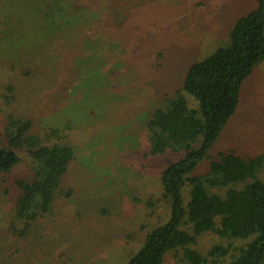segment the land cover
<instances>
[{"label": "rangeland", "instance_id": "1", "mask_svg": "<svg viewBox=\"0 0 264 264\" xmlns=\"http://www.w3.org/2000/svg\"><path fill=\"white\" fill-rule=\"evenodd\" d=\"M133 1L141 2L137 13H145L147 20L154 15L160 26L149 30L136 23L135 11L128 15L120 8L112 22L104 17L97 23L99 17L91 14L87 34L78 18L79 33L67 29L59 38L51 33L44 39L48 26L35 13V0H0V136L6 112L15 108L33 117L39 130L65 129L63 137L75 152L53 210L27 236L14 234L10 226L20 195L17 183L32 177L28 156L23 154L18 166L0 175V264H127L147 233L170 219L161 174L176 158L171 153L147 155L146 123L180 90L190 65L225 45L236 20L255 10L257 2ZM111 23L123 27L124 35L117 37L132 33L130 42L142 37L131 45L118 42L115 31L112 37L107 33ZM101 42L104 51L99 50ZM29 43L39 64L28 66L31 79L19 70L21 59L30 58L20 47ZM9 83L16 87L13 107L4 96ZM223 151L264 154V60L243 82L236 114L191 174L207 175L211 161ZM183 199L185 204L190 199L187 186ZM198 243L206 255L224 242L205 233ZM164 262L189 264L181 250L168 252Z\"/></svg>", "mask_w": 264, "mask_h": 264}, {"label": "trees", "instance_id": "2", "mask_svg": "<svg viewBox=\"0 0 264 264\" xmlns=\"http://www.w3.org/2000/svg\"><path fill=\"white\" fill-rule=\"evenodd\" d=\"M35 1V13L48 26L44 39L51 33L53 38H59L67 29L79 33V24H75L78 18L83 25L81 31L87 34L88 23L93 20L91 14L99 17L96 22H103L104 17L112 22L120 8L129 15L141 3L133 0ZM117 2L121 5L115 8ZM256 2L255 10L236 20L225 45L190 65L180 90L167 98L165 107L157 108L146 123L150 145L147 155L171 153L176 158L161 174L162 194L171 205L170 219L147 233L145 242L127 264H164L168 252L180 250L189 264L264 263V177H261L264 154L245 157L223 151L211 161L207 175L191 174L236 114L243 82L264 60V0ZM135 14L136 23H144L149 30L160 26L154 15L147 20L145 13ZM106 29L110 36L115 31L114 40L130 45L142 37L137 36L131 42L132 33L127 38L117 37L124 35L123 27L114 23L107 24ZM20 48L25 49L23 55H30L28 60L21 59L20 73L31 79L33 70L28 66L33 62L39 67L38 56L30 43ZM105 48L101 42L99 50ZM159 55L164 57L162 53ZM6 90L4 96L12 101L13 107L17 100L16 87L9 83ZM186 95L197 102L196 107H191ZM14 110L6 112L0 136V175L18 166L23 154L28 156L32 177L17 183L20 195L10 226L14 234L27 236L34 223L53 210L75 152L63 137L65 129L39 130L33 117ZM186 186L190 199L185 204L183 188ZM205 233L216 234L224 242L213 245L206 255L198 248V239Z\"/></svg>", "mask_w": 264, "mask_h": 264}]
</instances>
